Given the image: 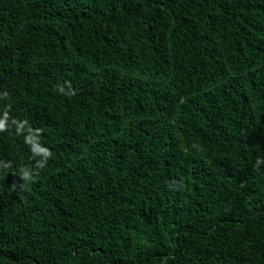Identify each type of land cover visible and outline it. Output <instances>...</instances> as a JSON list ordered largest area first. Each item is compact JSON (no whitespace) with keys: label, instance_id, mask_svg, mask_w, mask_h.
<instances>
[{"label":"trees","instance_id":"trees-1","mask_svg":"<svg viewBox=\"0 0 264 264\" xmlns=\"http://www.w3.org/2000/svg\"><path fill=\"white\" fill-rule=\"evenodd\" d=\"M0 264H264V0H0Z\"/></svg>","mask_w":264,"mask_h":264},{"label":"clouds","instance_id":"clouds-1","mask_svg":"<svg viewBox=\"0 0 264 264\" xmlns=\"http://www.w3.org/2000/svg\"><path fill=\"white\" fill-rule=\"evenodd\" d=\"M60 91H61V92H64V89L61 87V88H60ZM72 94H74V93H72Z\"/></svg>","mask_w":264,"mask_h":264}]
</instances>
